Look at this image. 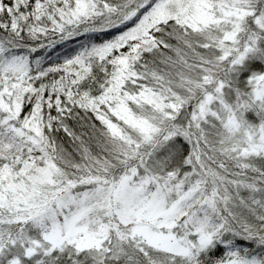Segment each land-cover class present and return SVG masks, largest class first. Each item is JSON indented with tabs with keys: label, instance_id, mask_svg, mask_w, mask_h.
Instances as JSON below:
<instances>
[{
	"label": "snow or ice",
	"instance_id": "obj_1",
	"mask_svg": "<svg viewBox=\"0 0 264 264\" xmlns=\"http://www.w3.org/2000/svg\"><path fill=\"white\" fill-rule=\"evenodd\" d=\"M0 264H264V0H0Z\"/></svg>",
	"mask_w": 264,
	"mask_h": 264
}]
</instances>
